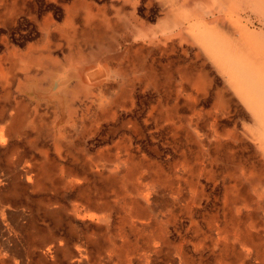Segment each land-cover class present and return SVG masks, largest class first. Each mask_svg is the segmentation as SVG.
Segmentation results:
<instances>
[{"label":"rangeland","instance_id":"rangeland-1","mask_svg":"<svg viewBox=\"0 0 264 264\" xmlns=\"http://www.w3.org/2000/svg\"><path fill=\"white\" fill-rule=\"evenodd\" d=\"M176 14L184 22L172 24L169 33L162 31L163 21ZM241 22L251 30L261 28L250 12L243 13ZM195 25L222 28L238 37L229 20L219 16L216 0H0V109L23 110L22 129L29 144L22 140L20 145L27 152L36 147L32 153L45 159L47 167L61 163L79 169L82 163L96 164L103 153L100 164L108 169L97 165L89 172L101 183H109L110 168L126 158L127 146L137 165V187L154 183L156 191L153 217L138 232L130 221L121 220L118 210L107 227L98 212L74 206L81 202L76 190H61L65 210L54 212L47 206L50 191L29 189L12 213L0 203V264H9L3 244L19 234L15 222H21L22 208L29 213L24 227L34 236L29 240L23 234L31 260L51 244L45 239L50 232L67 242L40 264H105L120 253L133 264H235L234 252L241 248L232 238L234 207L226 190L230 160L219 161L213 170L196 171L194 177L189 174V180L199 182L194 207H188L189 200L185 204V185L181 203L172 205L177 178L190 168L184 156L196 169L201 161L195 160L200 157L198 146L183 131L174 137L170 121L161 118L168 113L183 119L197 110L215 118L238 160L247 167L252 164L264 177L254 118L217 66L192 43ZM118 64L129 70L125 99L119 88L125 74ZM178 70L186 71L188 79L180 82ZM170 75L172 81H167ZM198 78H205L201 87L196 86ZM175 103L177 113L171 111ZM115 105L114 116L97 121ZM53 179L60 185L59 175ZM108 195L113 203L120 201ZM140 204L146 206L143 199ZM149 248L153 252L147 255Z\"/></svg>","mask_w":264,"mask_h":264},{"label":"bare ground","instance_id":"bare-ground-1","mask_svg":"<svg viewBox=\"0 0 264 264\" xmlns=\"http://www.w3.org/2000/svg\"><path fill=\"white\" fill-rule=\"evenodd\" d=\"M216 2L219 16L229 20L238 37H230L222 28L209 29L201 25H195L192 27L194 33L190 35L191 41L198 45L221 70V73L227 77V81L235 94L251 112L255 121V140L260 147L264 161V0H216ZM244 12H250L251 16L260 22V30H251L241 24ZM197 16L199 15L196 14L195 17ZM185 19L182 15H172L169 19L166 18L163 21L162 26L164 28L161 30L169 33L172 24L176 25L178 21L183 23ZM132 64H135V62H132ZM118 65H120L121 73L125 74L119 85L121 89L120 97L125 99L128 95L126 96V92L124 93L123 90L127 88V82L130 81L127 78L129 70L122 67L121 64ZM178 72L180 73V82L188 79L186 71L178 70ZM172 78L173 75H170L167 77V81H172ZM202 80V78H198L196 86L197 84L200 85V82H203ZM158 84H160V81H158ZM180 87L177 90L179 96L183 92L182 83ZM116 102L117 100L115 104ZM117 107L115 105V107L105 110L97 121L110 115L114 116ZM171 111L178 112L176 103L172 106ZM161 118L170 121L168 123L172 126L174 137H178V133L183 131L186 137L195 143L200 150V157H195V160L199 162L198 164L201 161L199 169L193 168L191 166L193 162L186 155L184 156L187 168H190L182 170L184 173L177 178V186L171 197L172 205L181 203L180 200L183 199L182 193L185 185L189 187V197L185 199V204L189 200L188 207H194L200 192L198 191L199 182L189 180V174L192 173V177H194L196 171L200 174L203 171L213 170L214 165L219 161L230 160L232 162V169L229 168L228 170L230 185L227 186L226 190L227 194L230 195L231 205L234 207V213L231 215L233 222L231 225L234 231L232 232V238L241 248L240 252H234L238 255L235 264H264V177L261 174L262 171L257 172L252 164L247 167L246 161H239L234 153L235 150L227 143L226 134L219 131L218 121L213 117L206 118L205 113L202 111L195 110L192 116L183 119L176 117L173 112ZM23 120V110L8 107L0 109V188L7 186L4 188L5 190L0 189V203L6 204L7 213L14 212L13 206L18 204L20 198L25 196L24 192H29V189H33L32 192L50 191L51 195L47 198V206L54 212L64 211L65 207L60 204L63 201L62 196L60 197V191L76 190L78 199L81 202L74 206L79 207L80 205V207L87 210L98 212L100 219L106 223L105 226H109L108 222H110L112 214H115L114 210H118L119 212L116 213L123 216L121 220L130 221L135 231H144L148 224V217H153L155 205L153 207L152 205L155 203L153 198L154 193H156L155 184L148 183L143 189L140 186L137 187L135 177V173H138V170H136L137 165L134 155L128 150L127 146H124V150L127 152L126 158L122 159V157L121 160H118V166L110 168L113 175L109 177V180L107 178L106 181L109 183H101L91 179L89 172H92L93 168L98 166L105 171L108 169L107 165L100 164L104 159L103 153H99L96 164L89 163L86 165L82 163L79 169L76 165L72 168L61 163L47 167L45 159L40 160L32 153V149L36 147L32 146V149L27 152L25 147L20 145L22 140L29 144L27 135L22 129ZM80 135L85 136L84 133ZM61 152L58 151L60 157ZM41 154L45 155L46 152ZM57 175L60 178V185L53 179ZM109 192L119 198L120 201L116 203L110 201ZM141 199L145 201L146 206H141ZM20 211L22 218L25 209L22 208ZM15 224L19 234H15L16 238L12 240L11 245L9 239L3 244V250L6 251V254L4 253L6 255L5 260L9 261V264H40L46 262L48 258L53 257V254L63 250L62 247L64 248L67 244L57 234L50 232L48 238L46 235L45 239L51 244L47 247L40 246L45 248L40 256H37L38 259L33 261L31 260L33 254L22 245L20 239H25L23 234L28 235L29 240L34 236L28 232L30 228L24 227L25 224L21 225L19 220ZM20 234L22 237H20ZM112 242V247H121L122 249L123 246ZM43 243L44 237H42ZM227 251L225 254H227ZM83 252L86 254L85 250ZM152 252V248H149L147 255ZM121 255L122 253L114 259L109 258L110 261H106L105 264H133L132 261L124 259ZM84 262L83 253L81 252L80 263ZM144 264L149 263L145 261Z\"/></svg>","mask_w":264,"mask_h":264},{"label":"crops","instance_id":"crops-1","mask_svg":"<svg viewBox=\"0 0 264 264\" xmlns=\"http://www.w3.org/2000/svg\"><path fill=\"white\" fill-rule=\"evenodd\" d=\"M218 68V67H217ZM219 69V68H218ZM219 72H220V74L221 75H223V73H221V70L219 69ZM224 77H225V79H226V81H227V77L225 76V75H223ZM204 80H205V78H203ZM228 82V81H227ZM232 89V88H231ZM232 91H233V93L235 94V92H234V90L232 89ZM236 95V94H235ZM237 96V95H236ZM238 97V96H237ZM239 98V97H238ZM240 99V98H239ZM241 100V99H240ZM242 101V100H241ZM245 105V104H244ZM246 106V105H245ZM246 108H247V106H246ZM248 109V108H247ZM249 110V109H248ZM250 112V111H249ZM251 113V112H250ZM252 115V114H251ZM20 215V214H19ZM27 215H29V213L28 212H26V210H25V212H24V217L22 216V223L21 224H25L26 222H27V220H26V217H27ZM26 216V217H25ZM20 218H21V216H19ZM19 221H20V219H19ZM23 224V225H24ZM15 228L17 229V226H16V224H15ZM1 230V229H0ZM17 232L19 231L18 229L16 230ZM14 237V238H13ZM16 237H15V235L13 236L12 235V238H10L9 236H8V239H9V242H10V245H11V243H12V240L13 239H15ZM19 239V238H18ZM20 241L22 242V245L23 246H25L27 249H29V245L27 244L29 241H27V240H23V239H20ZM27 242V243H26ZM29 251V250H28Z\"/></svg>","mask_w":264,"mask_h":264}]
</instances>
